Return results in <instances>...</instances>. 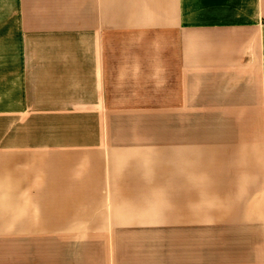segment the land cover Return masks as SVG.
<instances>
[{
    "label": "crops",
    "instance_id": "obj_1",
    "mask_svg": "<svg viewBox=\"0 0 264 264\" xmlns=\"http://www.w3.org/2000/svg\"><path fill=\"white\" fill-rule=\"evenodd\" d=\"M0 239L264 264V0H0Z\"/></svg>",
    "mask_w": 264,
    "mask_h": 264
},
{
    "label": "rangeland",
    "instance_id": "obj_2",
    "mask_svg": "<svg viewBox=\"0 0 264 264\" xmlns=\"http://www.w3.org/2000/svg\"><path fill=\"white\" fill-rule=\"evenodd\" d=\"M114 41V51H119L122 40L140 39L142 42H149L155 35L149 33L142 34H119L112 33ZM153 36V37H152ZM4 240L0 239V264H8L11 254ZM29 254L31 264H87V252H85V242H54L47 239L40 244L30 243Z\"/></svg>",
    "mask_w": 264,
    "mask_h": 264
}]
</instances>
